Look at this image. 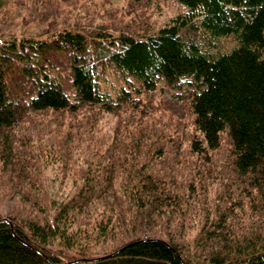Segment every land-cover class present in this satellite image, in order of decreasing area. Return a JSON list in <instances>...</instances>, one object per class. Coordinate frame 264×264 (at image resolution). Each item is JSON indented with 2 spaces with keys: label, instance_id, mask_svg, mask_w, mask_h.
I'll use <instances>...</instances> for the list:
<instances>
[{
  "label": "trees",
  "instance_id": "obj_1",
  "mask_svg": "<svg viewBox=\"0 0 264 264\" xmlns=\"http://www.w3.org/2000/svg\"><path fill=\"white\" fill-rule=\"evenodd\" d=\"M42 1L0 0V194L25 201L0 212V264H264V0L53 29L10 9Z\"/></svg>",
  "mask_w": 264,
  "mask_h": 264
},
{
  "label": "rangeland",
  "instance_id": "obj_2",
  "mask_svg": "<svg viewBox=\"0 0 264 264\" xmlns=\"http://www.w3.org/2000/svg\"><path fill=\"white\" fill-rule=\"evenodd\" d=\"M52 2H41V4H36L27 9H20V6H10V9H18L14 14L22 15L25 19H33L28 25H39L40 28L45 27H60L72 24L76 21L78 24L84 26H93L98 24H112L114 26H119L121 21H126L133 19V12L131 9L133 7L128 2V0H51ZM23 2V3H22ZM24 5V0H22ZM26 6L29 5V2L25 3ZM156 5L151 3L147 5L145 12L150 14L151 17L148 20H155V23L162 24L170 16L174 15L180 8L176 5L173 0H160ZM31 5V4H30ZM141 7V6H140ZM144 12V13H145ZM12 14V11H11ZM28 14V15H27ZM42 17H39L40 15ZM139 26H141L139 24ZM113 32V30H108ZM224 41V40H223ZM102 73V72H101ZM100 73L99 82L105 91H108L112 96L115 95L116 91L123 84L122 81L116 76V74L109 68L103 72L102 76ZM173 92V91H172ZM173 93H170L168 90H162L161 92L156 91L154 94H150L149 98L155 103H161L163 106L175 105L179 106L183 101L175 102ZM124 115L128 117V113H122L120 115H112L108 113H103L100 120L98 121V126L101 127L102 131L108 132L111 129V126L114 122L118 121L119 116ZM46 175L51 183L54 185V188H61L62 184L60 181H64L68 178V175L63 174L58 165L55 163L53 166H49L45 169ZM63 179V180H61ZM8 189L9 185H8ZM68 188L66 187L65 190ZM5 191L3 194H0V212L5 213L11 208H22L25 207V201H19L18 197H15L13 194L10 196V193ZM9 198V199H7ZM21 205V206H20ZM26 211V210H24ZM156 229H159V233L164 234V230L159 226ZM196 233V228L189 230V236L192 237ZM95 248L101 247L102 244L105 246L110 244L107 240L103 243H96Z\"/></svg>",
  "mask_w": 264,
  "mask_h": 264
}]
</instances>
